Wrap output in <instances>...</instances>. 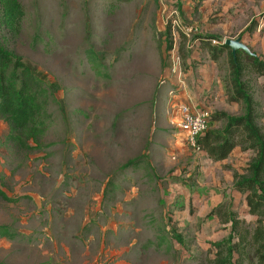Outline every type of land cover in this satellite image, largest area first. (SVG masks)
Here are the masks:
<instances>
[{
    "label": "rangeland",
    "instance_id": "1",
    "mask_svg": "<svg viewBox=\"0 0 264 264\" xmlns=\"http://www.w3.org/2000/svg\"><path fill=\"white\" fill-rule=\"evenodd\" d=\"M19 1L25 17L9 46L58 103L30 153L7 141L0 118V188L18 199L0 197V226L18 233L0 238V263L207 264L223 233L213 211L243 213L245 201L232 168L190 145L181 108L240 115L242 107L210 91L225 84L227 59L212 71L193 37L237 39L264 4L181 0V13L178 0ZM257 97L264 105V92ZM138 159V169H123Z\"/></svg>",
    "mask_w": 264,
    "mask_h": 264
},
{
    "label": "trees",
    "instance_id": "2",
    "mask_svg": "<svg viewBox=\"0 0 264 264\" xmlns=\"http://www.w3.org/2000/svg\"><path fill=\"white\" fill-rule=\"evenodd\" d=\"M178 1L176 8L182 13V3ZM24 17L25 8L19 0H0V118L9 126L7 141L30 153L41 147L40 139L52 123L49 107L58 103V98L44 78L9 46V37L20 33ZM262 22L264 12L250 22L239 38H252ZM165 34L172 50V26ZM193 38L209 60L217 62L226 57L229 68L224 81L226 98L242 107L240 115L211 113L210 124L220 121L225 124L222 128L211 125L197 138V147L214 162L227 160L238 147L243 154L251 155L241 172L233 170L232 189L244 198L246 210L239 213L231 206H222L213 211L218 213L223 233L212 243L214 255L207 264H264V105L257 97L258 91L264 92V57L253 50L251 54L239 50L234 56L225 44L227 39L219 35L196 33ZM140 166V159L132 160L123 169ZM112 188L114 182L110 181L106 194ZM0 197L18 201L1 188ZM16 237L18 233L12 228L0 226V238ZM173 237L180 245H186L182 235Z\"/></svg>",
    "mask_w": 264,
    "mask_h": 264
},
{
    "label": "crops",
    "instance_id": "3",
    "mask_svg": "<svg viewBox=\"0 0 264 264\" xmlns=\"http://www.w3.org/2000/svg\"><path fill=\"white\" fill-rule=\"evenodd\" d=\"M257 4H264V1L261 0L259 1L258 3V0L256 1ZM261 7V6H260ZM264 12V10H262L260 13H258L257 15H260ZM262 25V23H261ZM260 25V27H261ZM258 28L255 35L252 37V38H249V37H245V43L251 48V50H253L256 54L260 55V56H263L264 57V24L261 28ZM211 62V63H210ZM209 64H212V65H208L211 67L212 71L213 70H217L216 68V65H217V62H214V61H210ZM207 66H203V68ZM204 75H206L207 73V70H202V72H200ZM211 79L212 81H215V80H218L217 78H215L214 75L211 76ZM218 84V83H217ZM220 85L218 86H210V91H212L213 89V92H216V94H219L220 91L225 95V88H224V85L223 83L220 81L219 83ZM213 85V83L211 84ZM220 90V91H219ZM210 91L207 92V96L206 98H211L210 97ZM225 99L227 101V98H226V95H225ZM202 106H205V104H202ZM235 107L239 108V105H235ZM208 110V109H207ZM211 112V111H210ZM205 154V153H204ZM206 155V154H205ZM251 158V155H247V154H243L241 152V149L240 148H236L233 153L231 154V156L229 157V159L225 160V161H220V162H214L216 163L217 166H220L222 167L223 165H229V167L232 168V170H237V171H241V169L243 167L246 166L247 162L250 160ZM208 161H210L211 163H213L212 160L208 159ZM237 194V193H236ZM239 195V194H238ZM240 196V195H239ZM245 210H246V205H245ZM244 210V211H245Z\"/></svg>",
    "mask_w": 264,
    "mask_h": 264
},
{
    "label": "built area",
    "instance_id": "4",
    "mask_svg": "<svg viewBox=\"0 0 264 264\" xmlns=\"http://www.w3.org/2000/svg\"><path fill=\"white\" fill-rule=\"evenodd\" d=\"M263 25H261L262 27ZM260 27V28H261ZM214 43H217L216 41ZM181 124L188 132V141L190 145L198 152H203L197 147V138L211 128L210 115L207 109H199L193 103L186 104L181 108ZM204 153V152H203Z\"/></svg>",
    "mask_w": 264,
    "mask_h": 264
},
{
    "label": "water",
    "instance_id": "5",
    "mask_svg": "<svg viewBox=\"0 0 264 264\" xmlns=\"http://www.w3.org/2000/svg\"><path fill=\"white\" fill-rule=\"evenodd\" d=\"M225 44L231 48L234 56H236L237 51L239 50H244L248 54L252 53L251 48L245 43V39H227Z\"/></svg>",
    "mask_w": 264,
    "mask_h": 264
}]
</instances>
